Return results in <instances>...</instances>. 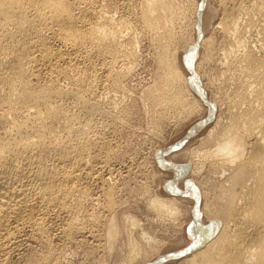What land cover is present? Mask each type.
<instances>
[{
    "label": "bare ground",
    "instance_id": "bare-ground-1",
    "mask_svg": "<svg viewBox=\"0 0 264 264\" xmlns=\"http://www.w3.org/2000/svg\"><path fill=\"white\" fill-rule=\"evenodd\" d=\"M207 5L0 0V264H66L73 248L88 240L111 256L127 250L128 261L118 257L117 264L146 259L156 249L157 239L145 229L133 236L140 219L124 210L130 199L124 205L121 197L134 187L127 182L137 170L120 159L118 138L136 118L128 99L137 94L132 81L145 41L156 71L153 84L140 92L147 108L137 106L147 109L150 127L184 113L206 115L179 142L154 149L156 165L174 172L164 183L170 195L151 197L144 187L161 224L192 204L191 240L141 262L165 264L185 256L181 264H264V0H218L215 29L223 39L205 58L214 63L209 82L200 73ZM209 124L200 145L184 149ZM157 130L151 137L162 135ZM180 151L189 156L186 162L166 158Z\"/></svg>",
    "mask_w": 264,
    "mask_h": 264
},
{
    "label": "rangeland",
    "instance_id": "rangeland-1",
    "mask_svg": "<svg viewBox=\"0 0 264 264\" xmlns=\"http://www.w3.org/2000/svg\"><path fill=\"white\" fill-rule=\"evenodd\" d=\"M216 2H217V4H216ZM219 6H218V0H208V5H207V12H206V18H204V20L206 21L205 23H204V29H205V39H206V41H205V44H204V46H203V48L201 49V52H200V57H202V58H204V63H203V67H201L200 68V73L202 74V76L204 77V80H205V82H209L208 80H209V77H210V75H212V72L214 73V63H209V61H207V60H205V58H206V56L207 55H209L208 53H210V49H211V47H212V45L213 46H216L217 44H219V43H221V41H222V39H223V37H222V34H221V32H219V29H215V27H216V24L218 23V21H219V19H220V17H221V11L219 12ZM209 10H211V11H209ZM213 26V27H212ZM214 31V32H213ZM218 34V35H217ZM207 35V36H206ZM212 36V37H211ZM215 37V38H214ZM219 37V38H218ZM209 38L211 39L212 38V41L210 40L209 41ZM215 40V41H214ZM219 40V41H218ZM221 40V41H220ZM215 42V43H214ZM209 43H210V45H209ZM213 43V44H212ZM215 44V45H214ZM145 45V46H144ZM143 46V47H142ZM209 46V47H208ZM144 48V49H143ZM150 48V49H149ZM209 50H208V49ZM147 50V51H146ZM150 50H151V52H150ZM153 49L149 46V44L147 43V41H145V42H143V44H141V48H140V54H141V56H140V58L142 57V60H144L143 62H142V60L140 59L139 60V64H140V68H139V64H138V67L137 68H139V69H137L136 70V79H137V81H136V79H134L133 81H132V83H133V86H132V90H134L133 88H135L136 90V92H137V94L136 93H134L135 95H133V93H132V97H134V98H132V99H128V101H130L131 103H134L135 105H136V113L138 112V114H135V112H134V118L136 117V118H138V116L140 117V122L135 118V119H132L131 118V121H132V123H134V124H132L131 126L132 127H134V128H136L137 127V129H129L128 130V133L126 132L127 130H125V132H123V134L122 135H120L119 136V138H118V140H119V144L121 145L120 146V151H122V152H120V159L121 160H123L122 158H124V163L125 164H129V165H131L132 164V166L135 168V169H133V170H137L135 173H133V176L135 177H131L130 179H132V180H130V183L129 182H127L129 185V187H133L132 189H128V190H125V191H122V193H123V195H122V193H121V197H122V200H123V202H124V205H125V202H126V200H127V202H128V200H129V202L130 203H127V204H129V205H125V207H124V210H126L127 212H128V214L130 213V215L131 216H133V217H136L137 219H140V220H137V222H138V224H139V226L138 227H136V228H133V236L134 237H138L139 236V233L140 232H142V231H145V232H148V234H149V236L151 237V238H153L154 240H156L157 239V241L158 242H160V243H158L157 241H156V249H159V250H157V251H155L154 250V252H150V254H148V255H150V256H146V259L148 260V258H150V259H153L154 257H156L158 254H165V253H168V252H173V251H176V250H180V249H183V248H185V247H187V245H188V242H190V236H189V234H188V226L190 225V223H191V221H192V216L190 215V212H191V207H192V204H183V214L182 215H180V216H178V218L177 219H168V220H166L167 222H163L162 221V224L161 223H159V222H161V219H159L158 218V215H156L154 212L155 211H152L149 207H148V200H149V196L151 195V197L152 196H155V194L156 195H159V196H168V195H170L166 190H165V188H164V183L167 181V180H171V179H173V177H174V172L172 171V170H167V169H162L161 167H159V166H157L156 165V163H155V160H154V156H153V152L157 149V148H167V147H169L170 145H173L174 143H176V142H179V140H181V139H183L184 138V136H186V134L189 132V130L194 126V124H196L200 119H202V118H204L205 117V115H206V110H204V111H201V112H199V113H195V114H189V113H184V115L182 116V117H180V118H178L177 120H176V118L174 119V118H170V120L168 121V120H164L163 122H161V123H163V125L161 124V123H159L158 124V126L160 125V127H158V126H156L155 125V127L152 129V127L154 126V124L152 123V120L149 118V116L147 115V112H145V111H147V109H145V107H146V105L145 104H143L144 103V101H142V98H143V96H141L142 95V93L140 94V92L142 91H144L145 90V88H147V86H149V85H152L153 84V80L155 79V74H154V72L156 71V64H155V60H154V51H152ZM204 50V51H203ZM208 50V51H207ZM179 52H181V50L179 51ZM143 53V54H142ZM148 53H150V54H148ZM146 54V55H145ZM153 54V55H152ZM147 56V57H146ZM143 57H145V58H143ZM150 57H151V59H150ZM149 59H150V61H149ZM146 60H147V62H146ZM149 61V62H148ZM144 62H145V64H144ZM151 62V63H150ZM146 63H148V64H146ZM150 63V64H149ZM155 65H154V64ZM208 63V64H207ZM155 66H153V65ZM145 65H146V67H145ZM148 65V66H147ZM151 65V66H150ZM210 66V67H209ZM146 69H145V68ZM147 67H148V70L150 71V72H148V70H147ZM150 67V68H149ZM151 67H152V69H151ZM143 69V70H142ZM146 70V72H145V70ZM151 69V70H150ZM208 69V70H207ZM139 70H141V72L139 71ZM154 70V71H153ZM205 70V71H204ZM210 70V71H209ZM208 71V72H207ZM147 73V74H146ZM209 73V74H208ZM144 74V75H143ZM208 74V75H207ZM208 77H207V76ZM146 76V77H145ZM150 76V77H149ZM151 76H153V77H151ZM207 77V78H206ZM140 78V79H139ZM146 80H145V79ZM153 78V79H152ZM141 81L142 79V81L143 82H141V84H143V85H141L140 84V81ZM151 79V80H150ZM144 80L147 82H145L144 83ZM150 80V81H149ZM137 82V84H136V82ZM138 81H139V83H138ZM131 83V84H132ZM140 84V85H139ZM147 84V85H146ZM144 85H145V87H144ZM136 86V87H135ZM138 86V87H137ZM140 86H141V88H140ZM143 88H144V90H143ZM208 92L209 93H211L212 92V88L211 87H209V85H208ZM138 95H139V97H138ZM143 95H144V92H143ZM139 98V100H140V98H141V102L140 101H138V98ZM127 100V99H126ZM137 103L139 104V105H144L143 107H144V109L140 106L139 107V105L137 106ZM142 103V104H141ZM204 104V103H203ZM205 106H206V104H204ZM204 106V107H205ZM208 106H206L205 108H207ZM147 108V107H146ZM138 110V111H137ZM142 110H144V111H142ZM140 111H142V112H140ZM140 113V114H139ZM144 113V114H143ZM142 117H141V116ZM145 116V118H144V116ZM146 115H147V117H146ZM133 117V116H132ZM141 118H143V119H141ZM135 120V121H134ZM151 120V121H150ZM172 120H174V122H172ZM136 121H137V123L139 122V124L140 125H138L137 123H136ZM142 121V122H141ZM147 121V122H146ZM167 121L169 122V123H167ZM171 121V122H170ZM153 124L152 125V127H150L151 126V123ZM164 122H165V124H164ZM141 123H142V125H141ZM149 124V125H148ZM212 125V124H211ZM210 124L208 125V126H206L207 128H204V129H202L200 132H198L196 135H194L192 138H190L189 140H188V142H186V144L184 145V149H187L188 147L191 149V148H195L194 146L196 145V147L197 146H199L200 144V138H201V136L202 135H204V133L207 131V129L211 126ZM138 126H142V128L141 127H138ZM147 127H150V129H152V130H150L152 133H154V129L155 130H157L158 128L159 129H161V131L158 129L157 131L160 133V135L161 136H158L159 138H161V139H159V138H157V136H152L151 137V134L152 133H150V131H148L149 129H146ZM156 127H157V129H156ZM141 130V129H143V131L145 132V131H147V133H146V136H145V133H143L142 132V130H141V132L139 131V129ZM145 128V129H144ZM132 131V133L133 134H131L132 136H130V132ZM136 132H135V131ZM139 132H138V131ZM130 131V132H129ZM136 133V134H135ZM139 133V134H138ZM144 135L143 137H141V135L142 134ZM133 135H137V136H139V137H135V136H133ZM153 135V134H152ZM126 136V137H125ZM149 136V137H148ZM123 137H125V138H123ZM135 139H134V138ZM146 137V138H145ZM121 138H123L122 139V141H121ZM128 138H130V139H128ZM132 138H133V140H132ZM142 138V139H141ZM144 138H145V140H144ZM151 140H150V139ZM124 139H126V140H124ZM127 139H128V143H127ZM138 139V140H137ZM149 139V140H148ZM136 140V141H135ZM140 140V141H139ZM145 141L144 142V144H146V145H144L143 144V142L142 141ZM130 141H132L131 143H130ZM138 141V142H137ZM147 142H148V144H147ZM124 145H122V144ZM126 143V144H125ZM138 143H140L141 145H143L142 147H141V150H140V144H139V146H138ZM128 144H133V145H135V146H133V145H131L130 147H129V145ZM198 144V145H197ZM125 146H127V147H125ZM144 146H145V148H144ZM147 146H149V147H147ZM124 150H123V149ZM137 148V149H136ZM142 148H143V150H142ZM147 148H149V150L147 149ZM152 148H153V150H152ZM127 149V150H126ZM133 149V150H132ZM148 150V152L146 151V150ZM155 149V150H154ZM138 150V151H137ZM141 152H143V153H140V151ZM132 151V152H131ZM151 151V152H150ZM134 152V154H132ZM136 152V153H135ZM137 152H139V153H137ZM144 152L146 153V154H144ZM127 153H129V154H127ZM178 153V154H177ZM183 153L184 152H176L175 153V155L174 154H168L167 156H166V158L167 159H169V160H172V161H174V162H179V163H183V162H186L187 161V159H189V156H186V155H183ZM138 154V155H137ZM141 154V155H140ZM132 155V156H131ZM137 155V156H136ZM126 156V157H125ZM149 156V157H148ZM142 157V158H141ZM145 157V158H144ZM149 159H148V158ZM135 158V159H137V160H133V159ZM119 159V160H120ZM143 159V160H142ZM146 159V160H145ZM148 159V160H147ZM131 160H132V162H131ZM143 162H142V161ZM127 161H129V162H127ZM146 161H148V162H146ZM148 164H146V163ZM133 163H134V165H133ZM140 163V164H139ZM141 166H139V165ZM146 164V165H145ZM146 167H145V166ZM147 166H148V168H147ZM152 166V167H151ZM155 166V167H154ZM137 167H139V168H137ZM144 168V169H143ZM147 170H146V169ZM151 168V169H150ZM140 169H141V171H140ZM143 169V170H142ZM139 171V172H138ZM143 171V172H142ZM145 171V172H144ZM147 171H150L151 173H148ZM138 172V173H137ZM141 172H142V174H141ZM139 173H140V175H139ZM145 175H144V174ZM148 175H147V174ZM136 174H137V176H136ZM143 175V176H142ZM147 175V176H146ZM150 175H153V177L152 176H150ZM146 177H148L147 179H146ZM150 177V178H149ZM121 177L119 176V177H117V176H115V180H118L119 181V179H120ZM136 179H139V180H136ZM142 179V180H141ZM143 179H144V181H143ZM149 179H150V181H149ZM134 180H136V181H134ZM129 181V180H128ZM134 181V182H133ZM148 181V182H147ZM152 181V182H151ZM180 181H183V180H180ZM136 183V184H135ZM140 183V184H139ZM144 183V184H143ZM149 185H148V184ZM139 184V185H138ZM146 186H148V187H146ZM179 186L182 188V186H183V184H182V182L179 184ZM149 188V189H145V188ZM137 188L138 189H140L139 191L137 190ZM143 188V189H142ZM136 189V190H135ZM132 190V191H131ZM148 190H149V192H151V194L150 195H148L147 193H149L148 192ZM152 190V191H151ZM131 191V192H130ZM138 191V192H137ZM146 191V192H145ZM132 192H137V193H133L132 194ZM152 192H153V194H152ZM127 193V194H126ZM145 193L147 194V195H145ZM125 194H126V196H125ZM131 195V197H130V195ZM136 194H142V195H138V196H136ZM135 196H136V198H135ZM143 197L142 199H141V197ZM145 196V197H144ZM128 197V198H127ZM134 197V198H133ZM147 197H149V198H147ZM134 200H133V199ZM146 198V199H145ZM126 199V200H125ZM141 200H143V201H140ZM132 201V202H131ZM140 203H139V202ZM134 202H136V203H134ZM137 202H138V204H137ZM147 202V203H146ZM132 203H133V205H132ZM134 204H136V206L134 205ZM142 204V205H141ZM139 205V206H138ZM147 205V207H145V206ZM130 206H131V208L133 209H131L130 208ZM138 206V207H137ZM129 207V208H128ZM139 208H141V209H139ZM149 208V209H148ZM135 209V210H134ZM151 210V211H150ZM154 214H152V213ZM182 216V217H181ZM156 217H157V221L156 222H154L155 220H156ZM180 217V218H179ZM150 219V220H149ZM173 220V221H172ZM140 221H142V222H145V224L144 223H142L141 224V222ZM173 222V224H172V222ZM176 221H177V223H176ZM147 222V223H146ZM150 223V224H149ZM164 223V224H163ZM151 224H153V225H151ZM143 227V225H144V227L143 228H139V227H141V226ZM165 227H164V226ZM151 226H152V228H151ZM163 226V227H162ZM162 227V228H161ZM135 229V230H134ZM143 229V230H142ZM145 229V230H144ZM151 229V230H150ZM140 230V231H139ZM137 231V232H136ZM138 231H139V233H138ZM135 232V233H134ZM135 234V235H134ZM138 235V236H137ZM156 238V239H155ZM92 240H88L86 243H85V245L83 246V245H81V246H78V248L76 249V247H74L73 248V252H74V255L73 254H70V255H68V258H66V262H67V260H68V262L66 263V264H70L71 262H72V264H91V263H93V264H99L101 261H103L104 260V258H106L107 260L105 261L104 260V262H103V264H106L107 263V261H108V264H117V263H119V259H120V262L122 261L121 260V257H122V259L125 257V259H126V261H128V251L126 250V251H124V253H123V251L122 250H120V248L119 249H117V251L116 252H118L119 250V259L118 260H115V259H117L118 257H116L115 255H109V253H105L103 250H101L100 248H98L94 243H93V241L91 242ZM89 242V243H88ZM87 244V245H86ZM93 244V245H92ZM83 246V247H82ZM92 246V247H91ZM79 250V251H81V252H78V251H75V250ZM81 249V250H80ZM90 249H92L91 251H89ZM96 251H95V250ZM100 250V252H99V250ZM88 250V251H87ZM72 252V253H73ZM78 253V255H77V253ZM87 252V253H86ZM94 252V253H93ZM97 252V253H96ZM103 252V253H102ZM89 253V254H88ZM90 253H92V254H90ZM99 253V254H98ZM120 253H122L121 255H120ZM77 256H76V255ZM80 254V255H79ZM85 254V255H84ZM93 254H94V256H95V258H93L92 256H93ZM104 254V255H103ZM125 254V255H124ZM153 254V255H152ZM87 255L89 256V257H87ZM92 255V256H91ZM99 255H101V256H99ZM127 255V256H126ZM70 256H72V257H70ZM79 256V257H78ZM82 256H84V257H82ZM97 256V257H96ZM105 256V257H104ZM107 256V257H106ZM153 257V258H152ZM72 258V259H71ZM100 260H99V259ZM103 258V259H102ZM109 258V259H108ZM70 259H71V261H70ZM74 259V260H73ZM78 259H80V260H78ZM86 259H90V261L89 260H87L86 261ZM99 260V262H98V260ZM111 259V260H110ZM125 259H123V260H125ZM143 259V260H142ZM142 259H138V260H136V261H133V263H132V261L129 263V264H139V262H140V264H143L142 262H144V260H146L145 258H142ZM94 260V261H93ZM185 260V256L184 257H182V258H180V259H177V260H169L168 262H166L165 264H181L182 263V261H184ZM142 261V262H141ZM88 262H90V263H88ZM106 262V263H105ZM115 262V263H114ZM138 262V263H137ZM102 263V262H101ZM100 263V264H101Z\"/></svg>",
    "mask_w": 264,
    "mask_h": 264
},
{
    "label": "water",
    "instance_id": "water-1",
    "mask_svg": "<svg viewBox=\"0 0 264 264\" xmlns=\"http://www.w3.org/2000/svg\"><path fill=\"white\" fill-rule=\"evenodd\" d=\"M187 252H185V253H182L180 256H183V255H185Z\"/></svg>",
    "mask_w": 264,
    "mask_h": 264
}]
</instances>
